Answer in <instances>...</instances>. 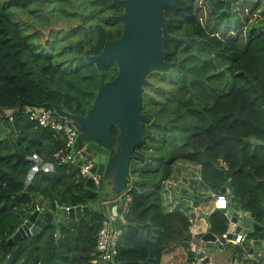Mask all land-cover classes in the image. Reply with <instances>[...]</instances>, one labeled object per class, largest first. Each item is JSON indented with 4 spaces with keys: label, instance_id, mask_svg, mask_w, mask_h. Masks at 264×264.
Masks as SVG:
<instances>
[{
    "label": "trees",
    "instance_id": "16d2710c",
    "mask_svg": "<svg viewBox=\"0 0 264 264\" xmlns=\"http://www.w3.org/2000/svg\"><path fill=\"white\" fill-rule=\"evenodd\" d=\"M51 1L52 16L77 15L69 8L70 0ZM74 1L79 24L46 47L39 45V34L29 33L12 16L26 1L0 0V264H103L97 261L94 238L104 208H91L99 199L101 182L80 177L74 164L56 162L51 170L39 168L26 179L35 164L30 156L52 161L50 154L61 141L49 128L28 120L23 106L58 107L84 116L98 84L116 72L112 61L98 70L86 62L84 53L95 55L106 40L120 35L122 23L114 17L120 8L110 0ZM225 1L210 4L217 22L228 15ZM173 2L176 9L164 6L162 12L169 19L168 32L182 40L165 42L164 60L173 64L169 69L178 76L162 106L167 112L153 111L151 106L159 101L150 102L141 93V112L149 121L143 124L146 137L135 146L128 164L131 200L123 219L117 220L124 232L111 264H194L186 237L193 208L216 196L228 181L221 195H227L229 211L246 212L257 224L264 215V31L250 28L243 41L239 33L219 36L200 24L196 0ZM5 109H12L11 119L3 115ZM161 116L165 119L159 125ZM163 126L181 141L166 159L161 153L165 134L156 132ZM110 132L114 135L115 128ZM252 138L261 144L245 142ZM177 164L186 166L184 181L182 175L175 179ZM71 202L88 211L76 220H63L58 228L47 225L7 242L25 213L36 206L48 211L54 204ZM226 226L224 213L209 216L208 231L214 235ZM263 235L264 228L246 232L247 238Z\"/></svg>",
    "mask_w": 264,
    "mask_h": 264
},
{
    "label": "water",
    "instance_id": "95a60500",
    "mask_svg": "<svg viewBox=\"0 0 264 264\" xmlns=\"http://www.w3.org/2000/svg\"><path fill=\"white\" fill-rule=\"evenodd\" d=\"M112 4L120 8L121 12L114 17L121 21L120 35L112 40H106L100 51L95 55L84 53L86 62L93 63L99 70L110 61L115 65L114 76L97 86L92 105L84 116L71 115L54 107L58 116L73 121L78 133L76 146L82 147L84 153L92 160L90 173L96 175L97 181L108 182L112 191L118 194L125 188L127 169L130 159L135 157L134 149L138 142L146 137L143 124L149 121L147 115L141 112L142 87L147 84L145 75L152 71H165L173 64L164 60V44L166 41H181L180 37L168 32L169 19L164 17L162 9L168 6L176 9L173 0H110ZM153 124V122H151ZM114 127L116 133L111 134ZM246 143L261 144L250 139ZM31 173H28L30 178ZM229 186V181L224 184L217 196L224 193ZM231 191V190H230ZM120 202L111 209L113 214H119ZM88 211L85 205H76L71 202L69 207L54 204L48 211L36 209L25 213L22 223L7 242L18 240L35 233L47 225L59 227L65 219L76 220ZM224 213L228 218V226L236 222L235 231L240 225L248 231L258 232L264 228V215L260 224L246 223L236 218V213L226 211L222 198L215 201V208L209 213L197 209L196 214L207 222L209 216L215 212ZM264 211V207H263ZM264 213V212H263ZM56 238L59 230H55ZM231 235L227 234L229 238ZM190 239V235H186ZM202 250L195 256L201 258V263L208 262L206 249L216 246L223 250L225 240L221 236L214 235L206 230L200 236ZM231 245V244H230ZM241 245V246H240ZM241 252L236 251L238 264H264V235L262 238H247L246 234L239 245H235ZM121 263H124L123 261ZM105 264H111L107 262Z\"/></svg>",
    "mask_w": 264,
    "mask_h": 264
},
{
    "label": "rangeland",
    "instance_id": "374dc122",
    "mask_svg": "<svg viewBox=\"0 0 264 264\" xmlns=\"http://www.w3.org/2000/svg\"><path fill=\"white\" fill-rule=\"evenodd\" d=\"M25 1L26 4L23 3L21 9H13L12 16L18 19L20 25H22L23 27L27 26V29H29V33H36L35 36L37 37L39 34V40H37L39 45H47L46 47H48L49 45H51L52 41L55 38V40L61 38V35L59 33H67L71 27L79 24L80 18L78 17L79 14L77 12L79 9L77 8V2H75L74 0H70L71 5H69V8H71V10H73L77 14L73 19H71L72 16L69 17L68 13L66 14V12H62L56 16H52L50 10L53 3H51V0ZM257 1L258 7L253 5ZM212 2L213 0H196L195 2V14L198 17L200 24H202L207 31L211 29L213 31V29H215L217 35L223 37L226 36L228 32H232L233 34L239 33L238 35L240 41H243L245 39L247 31L250 28L264 31V0H226L224 3L228 6V15L224 20L220 22H217L215 18L210 14L211 10H209V7ZM55 6L58 8L60 4L56 3ZM62 7L64 8L68 6L62 5ZM36 20H38V22H41L36 23ZM222 31H226V33L223 34ZM55 33H57V35H55ZM163 75L166 76L165 78H167V80L159 79V77H162ZM177 76L178 72L175 75V73H173V71H170L169 68L165 71L152 70L145 75L147 84L142 87V93L147 99L150 100V102L159 101L155 103L153 107L151 106V109L153 111L161 113L164 108V112H167L166 108L162 106L163 104L168 103V98L173 91L172 79L174 77L176 79ZM162 116L161 118L157 119L159 120L158 122H160L159 125L164 122L165 118ZM69 121L75 124L73 121ZM156 132L158 134L160 132H163L165 134V149H162L161 153L162 156L166 159L169 157L173 146L181 142L180 137L178 136V134L175 137L171 136L173 133L172 130L164 126L158 127ZM176 166L178 170L175 174V179H178L179 175H182L181 181H184L183 174L181 173L184 172L186 166H183L182 164H177ZM100 182L103 186L106 185L105 182ZM104 195L105 194H103V191L99 189V198H102ZM97 207L98 200L94 201L91 204V208ZM226 252H228L227 248L223 250H218L216 246L207 248L206 254L209 257V260L204 264H211V261L216 262L215 264H217V262L221 261L222 259L221 255ZM262 255L264 257V252L262 253ZM115 264H119L118 261Z\"/></svg>",
    "mask_w": 264,
    "mask_h": 264
},
{
    "label": "built area",
    "instance_id": "2783aa9c",
    "mask_svg": "<svg viewBox=\"0 0 264 264\" xmlns=\"http://www.w3.org/2000/svg\"><path fill=\"white\" fill-rule=\"evenodd\" d=\"M23 112L27 115L28 120L35 122L40 127L49 128L53 131V136L61 141V145L50 154L52 161L40 162V159L36 155L32 154L30 158L34 160L35 164L30 168L29 173L32 174L39 168L43 171H49L52 169L53 162L58 164L71 163L78 167V175L80 177L90 179L94 184L97 183L96 175L94 173H90L89 171L90 167L92 166L91 158L84 153L82 147L78 148L76 146L75 140L78 130L75 124L71 123L64 117L58 116L55 112V109L51 107L25 105L23 106ZM3 115L8 119H11L12 109L3 110ZM26 179H30L28 178V174ZM218 198H222L225 205H227V195H220L219 197L217 196L216 200ZM130 200V195L128 194L125 185L123 190H121L112 199L103 201L101 205L106 206L108 203H114L115 206L119 201V214L123 216V214L128 211ZM65 207L67 208L69 206ZM34 209L43 211L42 207L39 206H36ZM235 213L236 218L240 221L253 223L246 212L237 211ZM117 215L118 214H113L110 212L108 208H105L104 218L95 234L94 243L95 251L98 256L97 261L103 264L112 262V259L116 253V243L119 237V229L118 226L114 225V222L117 220ZM226 219L228 223V218ZM236 225V222H232L229 226L227 224L225 231L219 235L224 238L225 244H241L246 232H248L246 226L242 227L241 225L239 230L235 231ZM227 234H230L231 236L227 238ZM189 248L192 252L194 264H200L201 258H196L195 255L200 250H202V242L199 244L189 243ZM231 264H238L235 257L231 259Z\"/></svg>",
    "mask_w": 264,
    "mask_h": 264
},
{
    "label": "crops",
    "instance_id": "0c3cea01",
    "mask_svg": "<svg viewBox=\"0 0 264 264\" xmlns=\"http://www.w3.org/2000/svg\"><path fill=\"white\" fill-rule=\"evenodd\" d=\"M263 9H264V7H263ZM105 184H106L105 186H103L101 184V190L103 191V194H105L106 196L98 199V206H101L104 209L108 208L109 211L111 212V209L114 207V203H108L106 206H102L101 203L103 201H107V200L112 199L117 194L112 191L111 187H109L108 182H105ZM216 197L217 196L212 195L208 199L201 200L198 202L197 206L195 208H193L194 218L192 220L191 225L188 228V234L190 235V242L189 243H192V244L201 243L200 236L202 233H204L206 230H208V221L204 222L202 218L197 216L196 211L198 209L204 213H209L212 209L215 208ZM189 204H191V202ZM225 208H226V211H228L229 213L234 212V211H229L228 205H225ZM116 219L120 220L118 215H117ZM117 220L114 222V225H116V226H118ZM118 229H119V236H120L124 232V227L122 228V227L118 226ZM224 246H225L224 249L227 248L228 252L223 253L221 255L222 259H221V261L217 262V264H231V259L233 257H235V258L237 257V255H235V252L236 251L241 252L239 247H238V249L236 247H234L235 245L225 244ZM215 263L216 262L211 261V264H215ZM200 264H204V263H200Z\"/></svg>",
    "mask_w": 264,
    "mask_h": 264
}]
</instances>
